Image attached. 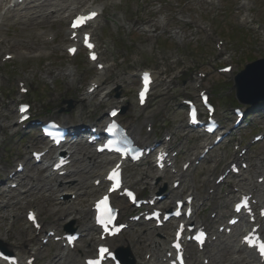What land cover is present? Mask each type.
<instances>
[{
	"label": "rangeland",
	"instance_id": "obj_1",
	"mask_svg": "<svg viewBox=\"0 0 264 264\" xmlns=\"http://www.w3.org/2000/svg\"><path fill=\"white\" fill-rule=\"evenodd\" d=\"M86 1L83 0L76 6L80 8ZM212 1L213 4H209L208 0H97L92 3L93 6L100 5L104 8L103 17L93 33L102 57L107 63V71L104 75L107 81L92 100L84 97L93 76L84 54L81 53L77 58L69 60L64 52V46L67 44V41H64V38H67L66 33L65 36L63 34L66 21L56 23L50 31L52 36L56 34L57 37L54 41L56 43L54 48H51L52 43L42 44L40 40H37V44L31 43L29 46L32 49L28 50L23 49L22 39L30 37L34 40L33 34L24 32L21 25L11 21H6L1 25L0 37L5 36L6 40L0 45V92L4 97V100L0 99V165L5 168L4 172H0V180L4 179L6 169L13 164L16 157H21L24 153L28 155V151L25 150L26 146L38 143L34 136V140L31 141H27V137H22L20 133H15L13 137L10 136L11 132H17L12 126L16 119L15 102L13 101L14 94H16L15 79H24L28 83L32 96L35 94L31 98L34 113L40 118L54 117L68 121L69 125L88 126L87 123L90 121L97 122L99 119L103 121L106 110L116 101H120L124 102L127 108L122 116L124 122L133 124L143 131V120L151 114L153 119L151 137L157 135L162 140L163 136L169 133L172 135L170 145L178 146L176 141L179 139L182 141L183 145L179 146L182 153L178 157L177 169L185 159L192 156L193 152L198 151V146L201 144L198 134H187L184 125L185 116L180 107L183 98L196 97L199 84V78L196 75L198 71L206 74L202 87L208 88L212 99L220 96L218 115L224 121L229 118L227 119L228 127H231L233 116L230 110V98L234 95L231 84L229 85L231 80L220 76L216 70L224 65L223 57L226 54L227 59L232 61L234 74L243 69L246 62L264 57V37L261 34L264 32V0H246L248 2L246 8L239 6L241 0ZM243 12L249 14L251 20L249 28L248 25L241 24ZM159 16L167 18L168 25L165 29H159L157 26L156 19ZM141 20L147 23H141ZM195 20H200L206 26L209 32L207 36L199 28L193 26ZM255 23L261 29H253ZM140 25L147 29L146 33L143 29L141 31ZM172 28L180 31L182 34L180 40L177 41L170 37ZM212 32L214 38L223 39L225 42L226 50L223 55L217 53L212 55L215 52ZM46 34L48 33H45V36ZM34 47H37V50H46V54L41 58L34 57L37 51ZM3 52L14 55V60L2 63ZM208 55L210 58L206 57ZM144 68L153 69L158 79L150 103L145 109L140 110L135 103L136 75ZM101 98L104 99L102 103ZM63 99H72L78 104L69 113L60 112L61 109H66V105L60 104ZM253 123L256 127L254 131L264 130V118L261 116H258ZM252 133H235L232 140L215 149L210 157L193 171L191 175L193 187L198 192H204L207 187H210L211 181L207 177L211 174L213 177L219 174L226 161L232 158L233 146L241 141V138L244 144ZM218 154L222 156V160L218 161L213 168L215 161L218 160ZM248 156L251 167L246 175L252 177L254 181L258 172L256 166L261 160L264 161V141L256 144L249 151ZM96 158L101 157L96 156ZM85 164H87L85 159L76 157L78 167L74 166V170H82ZM147 169H150V178H154L152 182L149 180L152 190H147L148 194L155 191L153 189L155 185L156 187L166 186L170 189L173 175L166 172L159 176L147 161L139 166L129 167L126 175L137 176V171ZM95 171L99 169L95 168ZM92 178L93 176L85 173L78 175L81 181V189L76 191L78 196L89 193L87 187L91 185ZM61 180L65 186L66 183L71 182L70 178ZM238 183L243 189L248 188V182H238V179H228L226 184L220 186L213 200L221 206L218 214L226 215L229 211V207H222L223 201L227 199L224 191L228 190L229 184ZM29 186L27 184L23 186V190L11 192H4L0 187V236L3 241L19 246L21 245L20 240L27 234H32L24 220L25 202L28 200L39 202L44 209L53 211L56 217L60 215V210H68V214L64 215L67 222L64 225L74 222L73 226H80L81 229L90 224V216L85 214L87 204L99 192L80 200L77 198L71 203H58L57 201L55 203L54 199L56 200L57 194L54 195V192L47 187L41 188L40 191H31L30 197H25L24 191ZM73 186L78 185L73 182L69 187ZM261 189L264 190V183ZM183 191V193L188 192V188H184ZM49 196L48 205L46 198ZM168 201L165 200L162 205L167 206ZM206 209L203 207L198 210L199 217L208 216ZM76 219L81 221L77 223ZM221 221L220 219L215 222L216 226ZM151 229L149 225H137L124 234L133 241L136 247L133 259L137 264L142 263L147 250V244L144 243L146 236L152 232ZM156 232H159L160 237L168 235L167 228ZM94 239L93 231L85 233L81 245L86 251L93 249L94 243H91V240L94 241ZM138 242L141 243V248ZM33 244L37 245L38 242L34 241ZM18 250L23 253L24 248H18ZM58 251V245H48L38 257L37 264H52ZM192 254L189 264H201L197 263L194 257L197 253ZM244 256V253H236L232 249L228 250L225 256L218 257V263L210 261V264H232L234 258L240 259V264H247ZM56 264L63 263L59 261Z\"/></svg>",
	"mask_w": 264,
	"mask_h": 264
},
{
	"label": "bare ground",
	"instance_id": "obj_2",
	"mask_svg": "<svg viewBox=\"0 0 264 264\" xmlns=\"http://www.w3.org/2000/svg\"><path fill=\"white\" fill-rule=\"evenodd\" d=\"M82 1L83 0H40V2H35V4L32 3V5L30 4L31 6H29L27 8L26 7H20V8L16 7L15 9H10L9 7L12 4V1L11 0H2V5L0 6V8H1L0 21L6 22L8 20V21H11L13 23H17V24L22 26V29L24 32H29V31L34 32V31L43 30V29H47V31H52L55 23L58 21H61L60 19H62V16H64V17L67 16L68 18H71L73 16V14L78 11L76 4H80ZM95 1L96 0H87L86 3L84 4V6L82 7V9H86L85 11H89L91 3H94ZM3 3H6V5H3ZM246 5L248 6V4H246ZM94 10L95 11L98 10L102 14L103 8L101 6H98ZM158 22L160 25H163L162 21H158ZM242 22L243 23H250L248 16H246V15L243 16ZM96 23H97V20L94 21L93 26H91V28H93ZM195 23L197 25L200 22L196 21ZM37 34H41V33L39 32ZM175 35L177 36V38L182 37V35L179 36V33H175ZM39 36H41V35H39ZM27 39H29V42H31L29 37H27ZM25 42H27V41H25ZM222 51H224V48L222 49ZM94 82L96 84H98V83L102 84L103 80H102V78H97ZM120 104H121L120 102H117V105H120ZM129 129L135 134V136L138 135L137 130L134 126H129ZM236 129L237 128H234V129L232 128V129L226 130V131H227V133L233 132V131L235 132ZM138 139H139V137H138ZM139 141L141 142V144L145 143V141H143L142 139H139ZM89 159H90L89 163L90 164L93 163L96 166L98 164L101 165V164L106 162V159H101L100 161H97V160L95 161L92 157H89ZM188 161H191V160H188ZM113 163H114V161H113ZM258 167L261 168L264 166L261 164V167H260V165ZM92 172L94 174L95 171H92ZM46 174H47L46 185H49L52 187V186H56L58 184L59 187H63V183L59 180V178L55 174H53L52 172H48ZM99 175L100 174L96 175L97 178H95V179H98ZM138 176H139V179L138 178L134 179L133 177H128L126 179V182L132 186H134V185H136V186L146 185L145 179H147V177L149 176L148 173L143 172V173H140ZM260 176H262V175L256 176V180ZM188 177H189V173L188 172L184 173L182 171H180L179 173H177L175 175L176 180H181L184 183L189 182ZM251 185H252V189H255V191L253 192L254 197H255L256 190H258L259 187L256 183L255 184L251 183ZM77 187L78 186H74L71 189H75ZM93 192H95V190L90 192L89 195L93 194ZM192 194H194L198 203L201 201L211 202L213 199L207 193H205V194L200 193L199 194V193L192 191L191 195ZM114 202H115L116 206L120 208L121 215H125L129 211L128 207L126 205H124L122 200L115 198ZM257 202L259 204L264 203V196H262L261 198H258ZM46 203L49 205L50 196L46 198ZM27 205H28V209H31V207L34 206L36 208L37 212L45 213V215L43 217L44 219L42 218L41 221L43 222V224L48 226V231L53 230V231L59 232L58 225L56 224V220L54 218H52V220L49 222L45 221V219L49 218V216H52L51 215L52 212H46V211L44 212L42 209V206L40 204H36L32 201L27 202ZM65 213H66V211H62L61 215H64ZM200 222L205 224L206 220L204 218H202L200 220ZM258 223H260V225H261L260 232L264 236V221H258ZM88 229L89 228H85L84 231H87ZM157 237H158V234H157ZM157 237L154 234L152 236L149 235L147 237L146 240L149 241V245H148L149 250L147 251L146 254H150L151 256H150V259L148 261H143V264H152L154 257L158 256L159 252H161L160 246H162L161 242H163V241L159 240ZM221 242L222 241L218 240L215 243L212 242L211 244L214 247V249L217 250V248H218L217 246ZM109 243H110V246L112 249L129 248L131 251H133V249H134L132 241L128 237H125V236L119 235L117 238H114ZM167 243H168V241H166L165 245H167ZM23 244L26 245V253H25V255L27 254L26 258H28L29 255H31V253H36V254L38 253V250H36L31 245V238H25L23 240ZM227 244H228V242H224L222 245H227ZM235 247L238 250H240L242 248L240 246L239 242ZM9 248L14 249L13 246H10ZM155 250L158 251V253H156ZM75 251L79 252L80 256L83 257V259L88 257L86 252L84 251V249L80 246L76 247ZM65 257H66V259L72 260L73 261L72 264H83V260L81 263L78 259L79 256L75 255L73 252L66 253ZM245 259L246 260L252 259L253 264H264V263H260L257 260H254V256L250 252L247 253V256ZM234 264H237V260L234 261Z\"/></svg>",
	"mask_w": 264,
	"mask_h": 264
},
{
	"label": "water",
	"instance_id": "obj_3",
	"mask_svg": "<svg viewBox=\"0 0 264 264\" xmlns=\"http://www.w3.org/2000/svg\"><path fill=\"white\" fill-rule=\"evenodd\" d=\"M236 96L244 104H254L264 100V60L247 67L235 78Z\"/></svg>",
	"mask_w": 264,
	"mask_h": 264
},
{
	"label": "snow or ice",
	"instance_id": "obj_4",
	"mask_svg": "<svg viewBox=\"0 0 264 264\" xmlns=\"http://www.w3.org/2000/svg\"><path fill=\"white\" fill-rule=\"evenodd\" d=\"M95 13H90L89 15L87 16H81V17H78L75 21H73V24H72V27L75 29V28H78V27H82L85 23H87V21L93 19L95 17ZM84 43L85 45L89 48V49H92L93 48V45L89 42V37L87 36V34H85V38H84ZM69 51H75L74 49H70ZM91 59L95 60L96 59V56L94 53L91 54L90 56ZM144 80H145V84L147 85L148 83V76L147 74H145V77H144ZM144 93L141 92V97H143ZM21 111H24L23 108H21ZM112 115H116V113H112ZM195 119L194 115H193V120ZM209 131H211V129H209ZM118 171L116 170H113L112 173L109 175L108 179L109 180H113V181H116V187H118ZM129 195H131V193H129ZM107 203V200L105 198V200H102L100 201V204L101 205H106ZM99 207V205H98ZM241 210V207L238 205L237 208H236V211L239 212ZM105 211H107V208H105ZM262 215H264V213H262ZM30 219H32V217L30 216L29 217ZM200 235H203V233H201ZM245 241L246 242H249V246H252V247H256L260 253L261 256H264V240H258L257 243L255 244H252L250 242V237H245ZM107 250L106 249H100V253L103 254L105 253ZM88 264H98L97 261H88Z\"/></svg>",
	"mask_w": 264,
	"mask_h": 264
}]
</instances>
